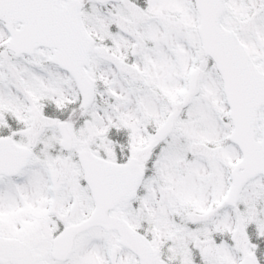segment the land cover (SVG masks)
<instances>
[{"label":"snow or ice","instance_id":"snow-or-ice-1","mask_svg":"<svg viewBox=\"0 0 264 264\" xmlns=\"http://www.w3.org/2000/svg\"><path fill=\"white\" fill-rule=\"evenodd\" d=\"M0 264H264V0H0Z\"/></svg>","mask_w":264,"mask_h":264}]
</instances>
